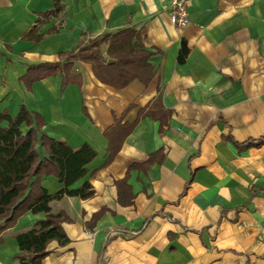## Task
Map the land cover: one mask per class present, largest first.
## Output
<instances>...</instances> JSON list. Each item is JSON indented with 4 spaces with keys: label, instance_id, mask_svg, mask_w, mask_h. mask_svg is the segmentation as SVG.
I'll return each instance as SVG.
<instances>
[{
    "label": "crops",
    "instance_id": "1",
    "mask_svg": "<svg viewBox=\"0 0 264 264\" xmlns=\"http://www.w3.org/2000/svg\"><path fill=\"white\" fill-rule=\"evenodd\" d=\"M172 11L0 0V111L31 119L19 128L43 165L30 182L69 238L42 264H264V0H191L181 28ZM118 33L152 53L150 77L116 87L75 57L100 39L106 57ZM51 139L93 152L69 186ZM47 215L0 229V264L19 263L16 235Z\"/></svg>",
    "mask_w": 264,
    "mask_h": 264
},
{
    "label": "trees",
    "instance_id": "2",
    "mask_svg": "<svg viewBox=\"0 0 264 264\" xmlns=\"http://www.w3.org/2000/svg\"><path fill=\"white\" fill-rule=\"evenodd\" d=\"M102 40H96L88 49L82 47L75 57L90 60L97 77L107 84L123 87L135 79L150 77L151 65L149 58L152 53L147 51L139 41H132V34L118 33L113 36L105 57L101 52ZM110 59L113 61L110 62ZM22 109L14 118L9 113L0 111V229L12 227L25 211L37 213L45 211L47 218L16 235L20 253L18 264H42L49 254L48 245L53 240L65 245L69 238L65 234L61 222L65 218L61 213L53 214L49 206L53 197L43 188L33 191L30 178L39 173L43 162H39L34 149L36 138L33 130L23 134L19 124L31 119ZM49 162L59 165L60 179L66 186L71 185L85 174L84 165L93 157L89 147L84 146L78 151L63 142L49 140ZM30 187V191L28 188ZM81 190H67V194L77 195ZM28 192V194H27ZM82 197L89 193H81Z\"/></svg>",
    "mask_w": 264,
    "mask_h": 264
},
{
    "label": "built area",
    "instance_id": "3",
    "mask_svg": "<svg viewBox=\"0 0 264 264\" xmlns=\"http://www.w3.org/2000/svg\"><path fill=\"white\" fill-rule=\"evenodd\" d=\"M191 0H171L173 11L170 21L177 27H184L188 22V7Z\"/></svg>",
    "mask_w": 264,
    "mask_h": 264
},
{
    "label": "rangeland",
    "instance_id": "4",
    "mask_svg": "<svg viewBox=\"0 0 264 264\" xmlns=\"http://www.w3.org/2000/svg\"><path fill=\"white\" fill-rule=\"evenodd\" d=\"M89 46H90L89 44L86 45V48L88 49V53H89Z\"/></svg>",
    "mask_w": 264,
    "mask_h": 264
},
{
    "label": "water",
    "instance_id": "5",
    "mask_svg": "<svg viewBox=\"0 0 264 264\" xmlns=\"http://www.w3.org/2000/svg\"><path fill=\"white\" fill-rule=\"evenodd\" d=\"M113 61V60H110V62Z\"/></svg>",
    "mask_w": 264,
    "mask_h": 264
}]
</instances>
